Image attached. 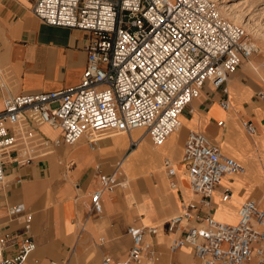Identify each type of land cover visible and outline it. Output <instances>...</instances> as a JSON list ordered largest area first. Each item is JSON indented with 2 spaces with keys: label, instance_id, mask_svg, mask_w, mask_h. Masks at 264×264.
Instances as JSON below:
<instances>
[{
  "label": "built area",
  "instance_id": "2783aa9c",
  "mask_svg": "<svg viewBox=\"0 0 264 264\" xmlns=\"http://www.w3.org/2000/svg\"><path fill=\"white\" fill-rule=\"evenodd\" d=\"M33 13L48 26L87 32V64L76 86L5 96L0 111V185L8 160L25 165L85 137L93 147L111 133L143 129L144 137L161 147L206 86L223 92L220 106L229 111L228 80L256 52L245 30L213 0H36ZM258 97L264 100V88ZM44 125L60 129L62 136L50 141L39 132ZM220 125L225 127V122ZM242 126L248 135H257L252 121L243 120ZM138 144L132 142L130 151ZM182 161L197 199L183 203L182 213L170 219V232L184 231L173 239L170 251L191 246L190 264H264V195L245 201L236 223L213 216L216 193L223 202L232 197L223 179L242 174L244 167L198 131H190ZM163 166L176 188V165L165 159ZM120 174L121 162L113 173L98 175L100 187L90 195L92 211L103 213V195L120 184ZM24 210L17 205L9 212ZM23 229V234L0 229V264H34L29 260L36 249L31 213L25 215ZM128 232L133 246L127 259L105 256L102 264H139L146 251L151 261L156 259L144 239L156 236L157 227L133 226Z\"/></svg>",
  "mask_w": 264,
  "mask_h": 264
},
{
  "label": "crops",
  "instance_id": "0c3cea01",
  "mask_svg": "<svg viewBox=\"0 0 264 264\" xmlns=\"http://www.w3.org/2000/svg\"><path fill=\"white\" fill-rule=\"evenodd\" d=\"M35 1L0 0V111L4 108V98L7 94L48 93L76 86L81 82L86 69V47L90 35L80 30L44 24L33 13ZM244 65L227 83L231 106L229 111L220 106V101L225 98L223 92L215 90L210 85L206 86L201 99L195 100L180 116L179 129L161 147L146 149L141 146L143 139L149 138L144 137L143 129H137L141 130L138 137L132 136V132L127 134V145L121 136L123 134L111 133L101 140L107 139L97 149L91 148V138L85 137L83 139L87 140L89 145L83 143L72 150H67L63 148L67 147L66 145H61L50 151L47 157L27 165L16 164L14 160L9 161L10 164H14L6 165L5 182L0 185L1 231L23 234L25 215L31 213L32 235L36 249L31 253L29 260L34 264L63 261L76 264L73 257L84 232L96 246V254L98 252L103 254L102 259L95 264H102L105 256L119 261L127 249L130 251L133 246L132 236L128 232L133 226L129 225L144 226L146 213H139L138 204L148 209L150 225H167L173 239L183 236L184 231L170 232L168 223L170 219L182 213L183 203L197 199L191 192L182 161L190 131L203 133L213 144L218 145L225 155L236 161L238 159L226 153L222 146L236 145L238 139H241L242 136L238 134V122L252 146L256 144V137L264 133V100L258 97V93L264 88V69L258 65L257 67ZM196 117L199 120L195 125L196 129L189 128L192 124L184 126V120L192 123ZM243 120L254 123L257 135L250 136L246 133L242 126ZM221 122H225V127L220 125ZM39 132L50 141L62 136L60 129L55 130L48 125L40 127ZM136 141H139V144L132 153L140 149L144 157L158 158L157 162L153 164L152 170L135 177L131 189L121 187L117 190L119 184L112 191L106 192L102 200L103 213H95L91 210L90 195L100 187L98 175L111 174L117 163L123 160L126 163L132 155V153L129 155L131 144ZM112 142L118 145L115 150ZM121 149L123 151L119 156ZM75 154L77 165L72 169L71 180L68 181L70 176H65L67 170L65 166L62 167L63 173L58 177L57 158L73 157ZM165 159L177 164L176 188L171 187V181L163 169ZM161 167L164 174L159 170ZM240 176L242 177L226 176L223 179L222 185L232 189V199L223 202L219 191L214 196L213 216L217 220L236 223L239 205L243 201L258 199L264 195L248 198L247 194H243L245 189H242L247 185V177ZM182 177L186 179L183 181ZM122 179L121 173L118 176L119 183ZM123 182L122 186L129 185V182L125 184ZM69 187L72 205L67 208L66 198L59 194L67 192ZM130 193L135 200L131 205ZM17 205H24L25 210L20 214L11 215L10 208ZM234 205H237L236 211L232 208ZM48 225L52 227V232ZM67 225L71 226L68 228ZM44 229L48 231L45 236L42 235ZM159 237L158 234L146 235L144 241L157 255L158 247L168 243V253H164L162 257L164 262L169 264L194 262L191 246L187 245L172 253L170 251L172 240L160 243ZM162 250L164 251V248ZM9 253L12 254L13 251L10 250ZM177 254L181 257L180 263L174 261ZM143 259L151 261L147 251L139 264H145Z\"/></svg>",
  "mask_w": 264,
  "mask_h": 264
},
{
  "label": "rangeland",
  "instance_id": "374dc122",
  "mask_svg": "<svg viewBox=\"0 0 264 264\" xmlns=\"http://www.w3.org/2000/svg\"><path fill=\"white\" fill-rule=\"evenodd\" d=\"M215 1L219 8L221 9L222 13L234 24L241 26L245 32H246V38L247 41L254 46V49L256 50V52L253 54L252 58L250 59L249 62L246 63V65H250V62H252L251 66L257 67L261 66L264 63V0H213ZM222 2V4H220ZM222 7L226 8V12L224 10H222ZM241 16L242 17V24L236 23L235 19ZM234 18V19H233ZM245 66V65H244ZM264 79V77H263ZM201 99V98H200ZM217 107H215L216 109ZM183 118V117H182ZM181 118V119H182ZM184 120V126H188L191 125V129H196L195 125L199 123L198 117H196L192 123H188ZM239 126V132L238 134L242 137H244L242 139H238L237 144L236 145H230V144H225L223 147V150L234 156L235 158H237L239 161L246 169L245 172V176L247 177V185L245 186V193L243 194H247L246 196L248 198L253 197V196H258L261 194H264V133L261 136L256 137V144L255 146H252L249 142V140L247 139L245 133L243 130H241V126L240 123L238 122ZM194 125V126H193ZM141 133V130H138L137 132L134 131L132 133V136L134 137H138ZM110 134V133H109ZM114 135V133H112ZM122 137H124L125 139V144L127 145L128 143V136L127 135H121ZM83 140V141H81ZM81 143H78L80 141H78L76 143V145L73 146H67V147H63L67 150H72L75 147L79 146L80 144H88L87 140L85 139H81ZM107 139L100 141L97 143V145L95 146H91V148L93 149H97L98 147H100V145L105 142ZM113 143V142H112ZM114 150L115 148H117V144H114ZM141 146H143L146 149H154L155 147L152 145V143L147 139L144 138L143 142L141 143ZM81 148V147H80ZM79 148V150H80ZM82 149V148H81ZM136 149V148H135ZM54 151V149H53ZM123 149H121L119 151V156L121 155ZM133 151H130L129 155L132 153ZM165 155V154H160ZM47 157V156H46ZM120 160V158H119ZM158 160L157 159H152L151 157H144L142 155V153L139 151L132 153V155L130 156V158L127 160L126 163H124L123 168L121 169V173H122V177L123 179L120 181V186L117 188L121 189V187L123 189H131L133 186V182L135 180V177H138L150 170L153 169V164L156 163ZM65 163V164H64ZM14 164V163H13ZM10 164V165H13ZM30 164V163H25V165ZM56 165H57V176H61L62 172V167L65 166V168L67 169L65 172V176L68 175L70 176L69 180H71V173H72V169L73 167H75V165H77V161H76V154L71 157L68 156L66 158V156L62 157H58L56 160ZM99 168V167H97ZM162 173L163 170L159 169ZM164 174V173H163ZM242 177L240 175L236 176V178ZM184 179L186 178H183ZM123 181H127L129 182V185L127 186H122V182ZM70 187L68 189L67 192L59 194L61 197H65L66 198V207L69 208L72 205V200H71V193H70ZM241 191V190H240ZM239 191V193H240ZM235 193L236 190H234ZM83 193H81L82 195ZM133 196L130 193V201H129V205H131L133 203ZM135 201V200H134ZM137 208L139 210V213H146V219L143 220L144 225H150V214L148 212V209H146L144 206L142 205H137ZM233 210L236 211L237 209V205H234ZM46 226V225H44ZM71 225H67V227L69 228ZM129 226H135V225H129ZM153 226H157L159 227V235L160 236L158 238L160 243H164V242H170L171 237H169V235L167 234V228L166 225H153ZM48 227H50V225H48ZM52 227H50V232H52ZM47 230V229H46ZM44 229V231H42V235H46L48 231H46ZM51 234V233H50ZM37 236V235H36ZM38 237V236H37ZM129 237V236H128ZM130 238V237H129ZM37 241L38 238H37ZM39 243V242H38ZM162 248H164V251L162 250ZM189 251L188 249H184ZM96 246L94 245L93 241L90 239V237L84 232L82 233L81 236V240H80V245L77 247V250L75 251V255H74V262L76 264H95L98 263L102 257L103 254L98 252L96 254ZM129 251V248L127 249L125 255L123 258H121L119 261H125L127 259V253ZM168 253V243H165V246H159L158 247V257L155 261H146V259H143V263L145 264H169L166 263L162 260V257L164 255V253ZM180 255L177 254L175 256V262L180 263Z\"/></svg>",
  "mask_w": 264,
  "mask_h": 264
},
{
  "label": "bare ground",
  "instance_id": "6f19581e",
  "mask_svg": "<svg viewBox=\"0 0 264 264\" xmlns=\"http://www.w3.org/2000/svg\"><path fill=\"white\" fill-rule=\"evenodd\" d=\"M220 4H222V2H221ZM222 10H224L225 12L227 11L225 7H222ZM220 11H221V9H220ZM221 12H222V11H221ZM233 19H234V18H233ZM235 20H236V21H235L236 23H239V24H242V23H243V22H242V17H241V16H238ZM253 47H254V46H253ZM250 65H252V62H250ZM262 65H263V64H262ZM262 65H261V68L264 69V68L262 67ZM230 109H231V108H230ZM241 128H242V127H241ZM242 130H243V129H242ZM134 131H138V130H134ZM134 131H132V133H133ZM132 133H131V134H132ZM116 134L127 135V134L124 133V132H120V133H116ZM173 134H175V132H174ZM173 134H172L170 137H172ZM170 137H169V138H170ZM169 138H168V139H169ZM168 139H167V141H168ZM78 143H79V142H78ZM75 145H76V144H75ZM156 148H157V147H156ZM12 160H13V158H12ZM12 160H8V164H10L11 162L9 163V161H12ZM120 162H121V169H122V168H123V165H124V160H123V161H120ZM238 162H239V161H238ZM239 163H240V162H239ZM240 164H241V163H240ZM174 165H176L175 167L177 168V164H176L175 162H174ZM241 165H242V164H241ZM242 166H243V165H242ZM243 167H244V166H243ZM161 169H162V167H161ZM163 169H164V168H163ZM163 169H162V170H163ZM178 169H179V167H178ZM244 170H245V171H244L242 174H240V175H244V174H245V172H246L245 167H244ZM235 176H237V175H235ZM233 177H234V176H233ZM4 182H5V179H4ZM4 182H3V183H4ZM3 183H2V184H3ZM123 183L125 184V183H127V181H124ZM2 184H1V185H2ZM231 199H232V197H231ZM244 202H245V201H243V202L239 205L238 210H239L240 206H241ZM238 210H237V219H238ZM144 226H145V227H155V226H153V225H146V224H145ZM156 227H157V226H156ZM166 228H167V225H166ZM157 230H158V235H159V227L157 228ZM167 233L170 235L171 240L173 241V235L170 234V233L168 232V230H167Z\"/></svg>",
  "mask_w": 264,
  "mask_h": 264
}]
</instances>
